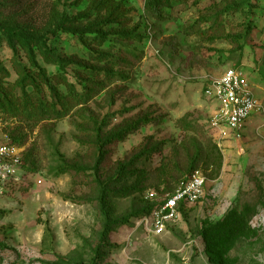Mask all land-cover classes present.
<instances>
[{"label":"rangeland","instance_id":"rangeland-1","mask_svg":"<svg viewBox=\"0 0 264 264\" xmlns=\"http://www.w3.org/2000/svg\"><path fill=\"white\" fill-rule=\"evenodd\" d=\"M146 2L0 0V138L24 161L20 179L0 188V264H264V0H172L163 20ZM63 25L93 33L81 40ZM12 33L50 34L48 51ZM30 50L53 89L87 100L40 117L33 104L56 100ZM230 68L262 109L240 144L220 148L210 125L218 105L205 90ZM136 124L98 167L100 137ZM195 160L204 199L162 236L137 229L150 192L175 187ZM125 219L103 239L108 220ZM229 219L245 225L234 242L220 228Z\"/></svg>","mask_w":264,"mask_h":264},{"label":"built area","instance_id":"built-area-1","mask_svg":"<svg viewBox=\"0 0 264 264\" xmlns=\"http://www.w3.org/2000/svg\"><path fill=\"white\" fill-rule=\"evenodd\" d=\"M205 95L217 103L210 125L217 132L220 148L224 143H241L248 121L261 112L262 106L240 69L230 68L213 80ZM23 155L20 147L8 138H0V188L16 182L23 175ZM207 177L199 170L180 182L176 190L167 194L150 192L149 199L157 207L137 222L151 236L164 235L171 225L178 223L182 213L205 197Z\"/></svg>","mask_w":264,"mask_h":264},{"label":"trees","instance_id":"trees-1","mask_svg":"<svg viewBox=\"0 0 264 264\" xmlns=\"http://www.w3.org/2000/svg\"><path fill=\"white\" fill-rule=\"evenodd\" d=\"M172 7V0H147L146 2V8L148 10H150L153 15L159 19V20H163L165 18V9L171 8ZM60 31L64 32V33H68L74 36H79L81 40H83V38L85 37L86 34H90L93 33L92 29L88 28V29H84V30H79V29H75V28H70V27H65L63 26H59ZM55 35V31L53 32ZM50 35V34H49ZM48 35V36H49ZM52 35V34H51ZM48 36H41L38 38H28L26 36H23L22 34L19 33H12L10 34V38H19L25 42H27L28 44L33 41L37 44H40L43 48L46 49V51H48V47L46 44V40ZM109 36L108 33L106 32H102L99 31L97 32V38H100L101 40L103 39H107V37ZM123 36L125 37H129V38H133V39H137L140 40L141 37L137 36L135 34H131V33H126L125 35L123 34ZM31 51V57H32V61L33 63L37 66V62L35 59V54L32 50ZM99 57H107L106 53H99L97 54ZM55 59L57 60V62L59 63V65H66L67 63H72V62H66V60H64L61 57L55 56ZM39 78L43 81H45L46 85H48L51 94L54 96L55 98V102L51 104V108H49V106L47 104H45L43 101L38 100L37 104H33V107L37 108V114L40 117H46V118H62L64 116H67L69 111L72 109L73 106L79 105L81 104L80 102L83 100H87V94H80L78 93L75 89L71 90L69 92L68 96H62L60 95L57 90L53 89L52 84L49 82L48 77L46 76V74L44 73L43 69H41L39 67ZM25 81L30 80L31 84L35 89L39 88V83L36 82V78L32 77V75H30V73H27L26 77L24 78ZM89 93V91L87 92ZM136 124L135 126L130 127L126 132L123 133H116L113 134L111 137L108 138H101L99 139V143L100 145V157L98 159L97 162V166L99 167L100 164L102 163V159H104V147L106 145H109L111 143H113L115 140L116 141H122V139L125 137V135L127 133H131L132 131L136 130L137 128ZM187 129H191V126H188ZM13 143L14 140L12 141ZM16 144V143H15ZM17 145V144H16ZM217 145V144H216ZM217 147H215L216 151H219V149H217ZM214 163L217 164L218 167H221L222 164V156L220 153H217V156H215V159L212 160ZM198 162L195 160L191 166L190 172L183 178H181L175 187H170L168 185H165L163 188H161L159 186L158 189H156L157 192H159L160 194H167V193H171L174 190H176V188L178 187V185L180 184L181 181H183L184 179H186L187 177L191 176L193 173H195L196 171H199L200 169L198 168ZM213 164V163H212ZM202 171V170H201ZM106 193V192H105ZM106 194H104L105 197ZM157 207L156 202H149L147 205L144 206V209L142 210V212L140 214H138L137 216L140 215L139 219H141L143 216L149 214L153 209H155ZM186 214L185 212L182 213V216ZM128 222L127 219L123 220L122 222H118L117 223H112V221L108 220L106 222V228H105V232L103 233V239L105 240V237L107 236V234L110 232V230L112 229L113 225H117L120 223H124L126 224ZM222 232L224 233L225 237H229V235H235L234 238H232V242H234L236 240V238L240 235H242L243 230L240 231V229L244 228L245 229V225L243 226V224H239V221H234L233 219H229V220H225L221 223L220 225ZM240 231V232H239Z\"/></svg>","mask_w":264,"mask_h":264}]
</instances>
